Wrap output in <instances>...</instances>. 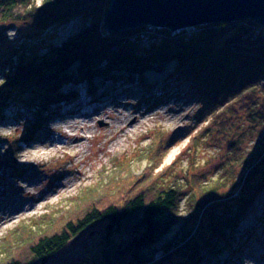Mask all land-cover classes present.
I'll return each mask as SVG.
<instances>
[{
    "label": "rangeland",
    "instance_id": "1",
    "mask_svg": "<svg viewBox=\"0 0 264 264\" xmlns=\"http://www.w3.org/2000/svg\"><path fill=\"white\" fill-rule=\"evenodd\" d=\"M34 2L37 6L41 4V0ZM103 13L102 10L100 15ZM89 25L90 19L82 17L44 31L23 23L0 24V63L4 64L3 58L22 46L28 50L27 57H32L29 61L47 56L50 49ZM98 26V33L105 35L102 23ZM145 30L140 35L144 49L150 38L160 42L161 38L152 29ZM117 34L121 37L125 33ZM133 34L135 38L137 33ZM11 60L13 65L18 62L16 58ZM174 63L160 71L157 67L145 71L146 86L137 85L135 80H121L113 90L109 82L97 79L93 83L96 91L91 95L87 85L72 87L71 90H77V101L75 98L70 104L58 103L60 109L52 105L38 122H35V110L21 102L4 109L0 115V260L13 256L26 260V248L32 242L63 231L65 220L75 222L80 214L78 210L87 201L84 197L98 186L94 205L100 201L101 205L119 203V192L108 197L106 192L112 193L117 186L127 183L139 182L151 189L174 186L179 190L176 222L155 245L159 250L182 242L195 229L201 208L216 197L228 196L222 202L225 208L239 198L240 195L234 196L241 192L239 186L249 161L264 146V123L256 119L251 122L248 118L250 112L262 110L264 84L242 96L214 93L208 98L207 94L196 91L192 83L168 76ZM0 85H3L2 73ZM68 90L65 87L62 91ZM73 110L75 115H66ZM55 111L57 116L53 114ZM72 119L90 120V133L84 134L86 140L77 154L70 158L66 150H48L53 139L72 141L58 137L66 131L64 122ZM126 124L133 125L132 129L112 136L110 125L117 128ZM26 151L29 152L24 156ZM172 152L175 154L170 158ZM76 170L82 175L76 177ZM24 177L29 178L27 183H23ZM63 179L72 189L56 194ZM26 185L31 187L25 189ZM135 189L134 185L133 192ZM47 197L46 205H40L34 213L21 215L20 211L7 220L3 218L5 215L1 216L2 212L26 209L35 200ZM222 211L217 210L213 217L217 219ZM104 229V224L86 229L45 264H93L102 248ZM209 230L210 225L203 219L199 231L206 235ZM16 235L26 241L21 238L19 245H13ZM229 235L226 240L229 247L221 246L217 257H206L200 264H264V189ZM164 256L159 251L155 259ZM172 258L180 261L175 256Z\"/></svg>",
    "mask_w": 264,
    "mask_h": 264
},
{
    "label": "trees",
    "instance_id": "2",
    "mask_svg": "<svg viewBox=\"0 0 264 264\" xmlns=\"http://www.w3.org/2000/svg\"><path fill=\"white\" fill-rule=\"evenodd\" d=\"M107 2L109 0H41L37 6L34 0H0V24L23 23L44 31L77 17L90 19L89 27L50 49L47 56L29 61L32 57H27L28 50L22 46L3 58L0 115L9 105L21 102L35 110V122H38L52 105L70 104L76 98L72 87L87 85L91 95L96 91L93 83L97 79L109 82L113 90L121 80H135L137 85L146 86L145 71L156 67L160 71L172 61L175 63L168 76L192 83L196 91L207 94L208 98L214 93L242 96L264 84V28L255 22L213 24L177 35L154 29L152 32L161 40L150 38L144 49L140 35L149 28L127 31L121 37L98 33V24L102 22L100 13ZM13 58L18 59L15 65ZM65 87H70L67 93L62 91ZM248 118L251 122L256 119L264 123V98L262 110L250 112ZM98 187L86 194L87 201L83 209L78 210L82 216L73 220L74 223L65 220L63 231L32 242L26 248V260L13 256L0 260V264H45L72 239L98 224H104L105 229L102 248L93 264H200L206 257L215 258L221 253V246L229 247L226 242L229 234L235 231L264 189V146L254 160L249 161L242 186H239L241 192L234 196L240 195L239 198L225 208L222 202L229 199L228 196H218L202 207L195 229L169 249L161 247L159 250L155 245L176 222L180 202L176 187L162 185L151 189L139 182L127 183L117 186L112 193L106 192V197L119 192V203L101 205L100 201L94 205L92 201L98 197ZM221 209V215L215 219L213 215ZM203 219L210 225L206 235L199 231ZM13 238V245H19L21 238L26 241L19 235ZM159 251L165 256L157 261L155 254ZM174 256L180 261H174Z\"/></svg>",
    "mask_w": 264,
    "mask_h": 264
},
{
    "label": "water",
    "instance_id": "3",
    "mask_svg": "<svg viewBox=\"0 0 264 264\" xmlns=\"http://www.w3.org/2000/svg\"><path fill=\"white\" fill-rule=\"evenodd\" d=\"M101 20L107 36L140 28L177 35L202 26L245 21L264 28V0H109Z\"/></svg>",
    "mask_w": 264,
    "mask_h": 264
},
{
    "label": "bare ground",
    "instance_id": "4",
    "mask_svg": "<svg viewBox=\"0 0 264 264\" xmlns=\"http://www.w3.org/2000/svg\"><path fill=\"white\" fill-rule=\"evenodd\" d=\"M66 89L68 90L67 87H66ZM76 93H77V90H76ZM77 98L75 99L76 101H77ZM53 107L57 108V109H60L59 104L54 105ZM94 109H95V107H94ZM94 109L92 108L91 112H94ZM105 109L103 110V113L105 112ZM107 112L109 113V111H106V113ZM53 114H55V116H57L56 111ZM83 114H86V113H83ZM66 115L73 116V115H75V111L73 110L72 112H68ZM96 115L99 116L98 113ZM142 115H143L142 118L145 119L146 118L145 117L146 113L143 112ZM82 116H84V115H82ZM84 118H85V116H84ZM134 125H137V123L136 124L134 123ZM64 127H65L66 131L61 132L58 137L62 138L63 140L72 139V141L67 143V142L55 141L53 139V141L50 142V146H49L48 150L56 149V150H60V151H63V152H65V150H66L67 151L66 154L70 158H73V155L77 154L78 150L80 149V147H79V146H81L80 144H82V142L86 140V137L84 136V134L85 133H90V130H89L90 120L72 119L70 121L64 122ZM132 127H133V125L126 124V125H122V126L117 127V128H113V126L110 125L109 126V131L112 132L111 133L112 136H118L120 134L126 133L128 130L132 129ZM68 151H70L71 154H69ZM28 152L29 151L24 152V154H25L24 156H26V154ZM174 154H175V152H172L171 155H170V158L173 157ZM42 155H43V153H42ZM77 172H78V174H77ZM75 173H76V177H79V176L82 175V172L80 170L79 171L76 170ZM28 181H29L28 177H24L23 178V183H27ZM30 187H31V185H26L25 189H29ZM71 189H72V186H68L67 185V181H65V179H63L62 180V184L59 187V190L57 192H55V193L56 194H58L60 192L63 193L65 191H70ZM48 199H49V197H47L46 199H37V200L34 201V203L32 205H30L29 207L27 206L26 209L23 208V209L20 210V209L17 208V209H13V210H7L4 213L2 212L3 214L1 213V216L5 215L3 218L5 220H7V219L12 218L14 216V214H16L18 212L20 213V211H21V215H26L28 213L30 214L31 212L34 213L35 211H37L40 208L39 207L40 205L43 204L42 207H44L46 205L45 201L48 200ZM0 209H1V205H0ZM2 211H4V210H2Z\"/></svg>",
    "mask_w": 264,
    "mask_h": 264
}]
</instances>
